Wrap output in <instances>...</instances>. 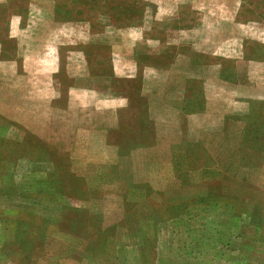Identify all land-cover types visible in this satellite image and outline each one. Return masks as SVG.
<instances>
[{
	"label": "rangeland",
	"instance_id": "1",
	"mask_svg": "<svg viewBox=\"0 0 264 264\" xmlns=\"http://www.w3.org/2000/svg\"><path fill=\"white\" fill-rule=\"evenodd\" d=\"M0 264H264V0H0Z\"/></svg>",
	"mask_w": 264,
	"mask_h": 264
},
{
	"label": "crops",
	"instance_id": "2",
	"mask_svg": "<svg viewBox=\"0 0 264 264\" xmlns=\"http://www.w3.org/2000/svg\"><path fill=\"white\" fill-rule=\"evenodd\" d=\"M68 68V67H67ZM144 96V95H143ZM109 102H113V100H111V101H109ZM148 102H146V104H147ZM115 108V107H114ZM108 113H110V114H113V111H109ZM119 123H121V122H119Z\"/></svg>",
	"mask_w": 264,
	"mask_h": 264
}]
</instances>
